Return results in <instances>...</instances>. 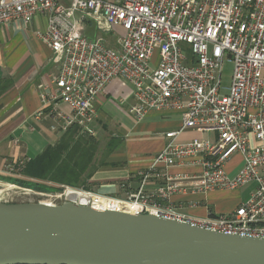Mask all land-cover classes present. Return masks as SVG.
I'll list each match as a JSON object with an SVG mask.
<instances>
[{
    "label": "built area",
    "instance_id": "2783aa9c",
    "mask_svg": "<svg viewBox=\"0 0 264 264\" xmlns=\"http://www.w3.org/2000/svg\"><path fill=\"white\" fill-rule=\"evenodd\" d=\"M37 16L46 21L37 37L57 66L39 91L41 110L50 108L61 117L56 109L64 104L71 111L70 118L63 117L66 126L77 124L81 133L93 136L94 101L117 79L131 87L129 113L136 120L155 110L182 111L181 127L165 134L167 144L138 173L140 185L126 199L61 186L48 195L51 205L148 214L264 240V0H0V27L15 24L24 30ZM86 20L99 36L88 37ZM108 36L115 39L112 46ZM225 55L232 59L233 73L228 94L222 95ZM185 129L213 132L216 139L175 143ZM234 154L242 157V167L230 176L224 165ZM188 160L202 171L165 175L164 188L146 191L156 168ZM247 186L252 187L248 198L233 211L204 218L157 201L179 190L205 194Z\"/></svg>",
    "mask_w": 264,
    "mask_h": 264
},
{
    "label": "crops",
    "instance_id": "0c3cea01",
    "mask_svg": "<svg viewBox=\"0 0 264 264\" xmlns=\"http://www.w3.org/2000/svg\"><path fill=\"white\" fill-rule=\"evenodd\" d=\"M36 25L44 27L41 32L46 29V21L38 16L24 30H17L15 24L0 27V81L11 82V86L0 94V179L20 178L18 172L11 173V169L20 168L46 147L54 145L70 127L63 119L71 117L66 105L56 109L61 117L51 113L50 108L41 110L39 91L51 82L57 66L51 62V53L44 42L37 37ZM20 37L25 44H18ZM131 91L130 85L113 80L94 101L96 119L90 127L99 149L95 162L97 170L89 180V190L118 199H126L129 193L138 189V173L151 166L154 157L168 142L165 134L179 130L182 120L180 110L150 111L136 120L129 113ZM204 135L196 129H185L175 143L203 140ZM215 139L214 133L210 141ZM188 161L167 170L156 168L145 185L146 191L164 188L165 175L190 176L202 171L200 165H190ZM241 167L242 157L234 154L224 165V170L233 176ZM1 184L17 187L3 181ZM243 188L205 194L179 190L166 199L157 198V201L161 205L170 204L190 217L204 218L209 212L224 214L237 208L252 190L251 186H247V190Z\"/></svg>",
    "mask_w": 264,
    "mask_h": 264
},
{
    "label": "water",
    "instance_id": "95a60500",
    "mask_svg": "<svg viewBox=\"0 0 264 264\" xmlns=\"http://www.w3.org/2000/svg\"><path fill=\"white\" fill-rule=\"evenodd\" d=\"M0 264H264V240L148 214L0 202Z\"/></svg>",
    "mask_w": 264,
    "mask_h": 264
},
{
    "label": "trees",
    "instance_id": "16d2710c",
    "mask_svg": "<svg viewBox=\"0 0 264 264\" xmlns=\"http://www.w3.org/2000/svg\"><path fill=\"white\" fill-rule=\"evenodd\" d=\"M10 86V81H0V94ZM98 149L96 138L81 133L79 126L72 124L54 145L46 147L19 168L20 178L0 180L45 194L61 186L89 190V180L97 170Z\"/></svg>",
    "mask_w": 264,
    "mask_h": 264
},
{
    "label": "rangeland",
    "instance_id": "374dc122",
    "mask_svg": "<svg viewBox=\"0 0 264 264\" xmlns=\"http://www.w3.org/2000/svg\"><path fill=\"white\" fill-rule=\"evenodd\" d=\"M35 27H37L36 30H38L39 32H41L44 29L43 26L36 25ZM86 30L88 31V35H89L88 37L90 38L99 36V33L95 31L94 25L92 24L90 20H86ZM30 31H35V30L31 29ZM105 38L109 46H112L114 44L115 39L113 36H108ZM22 43H24V39L23 37H20L18 44L21 45ZM232 73H233L232 59L230 56L225 55L222 61L221 76H220V93L222 95L228 94V90L230 88L231 80H232ZM204 133L205 135H204L203 140H210L214 138V133H211V132H204ZM24 189L25 188L16 187L14 189L12 187L10 188L9 186H6V187L0 186V199L3 201L13 202V203H18V202L19 203H29V202L37 203V201L38 202L49 201L48 195L53 193L51 192V193H47L46 195H44L45 193H38V192H34L33 190H29V189L24 190ZM245 189L247 190V187L243 188L242 190H245Z\"/></svg>",
    "mask_w": 264,
    "mask_h": 264
},
{
    "label": "bare ground",
    "instance_id": "6f19581e",
    "mask_svg": "<svg viewBox=\"0 0 264 264\" xmlns=\"http://www.w3.org/2000/svg\"><path fill=\"white\" fill-rule=\"evenodd\" d=\"M35 195V194H34ZM37 195V194H36ZM38 202V201H37ZM19 203V202H18ZM41 203L51 204L49 201H41Z\"/></svg>",
    "mask_w": 264,
    "mask_h": 264
}]
</instances>
